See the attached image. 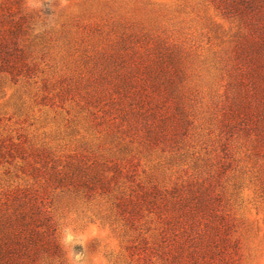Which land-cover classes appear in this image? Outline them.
Listing matches in <instances>:
<instances>
[{"label":"rangeland","instance_id":"1","mask_svg":"<svg viewBox=\"0 0 264 264\" xmlns=\"http://www.w3.org/2000/svg\"><path fill=\"white\" fill-rule=\"evenodd\" d=\"M18 7L27 31L21 43L29 44L33 71L16 78L0 72V139L23 142L60 162L71 155L122 158L125 153L104 136L105 123L95 124L94 108L84 104L93 89L89 82L112 80L104 66L117 56L177 54L191 121L188 134L178 150L131 147L133 182L169 189L216 176L225 164L215 192L237 243V262L264 264V162L252 154L248 137L219 129L241 41L244 67L249 72L263 68L264 9L242 20L210 0H20ZM127 59L115 66L117 74L129 75ZM13 165L0 164V192L32 182ZM49 196L61 264H157L131 255L135 236L150 235L154 220L148 227H131L110 211L105 198L86 200L58 190Z\"/></svg>","mask_w":264,"mask_h":264},{"label":"trees","instance_id":"2","mask_svg":"<svg viewBox=\"0 0 264 264\" xmlns=\"http://www.w3.org/2000/svg\"><path fill=\"white\" fill-rule=\"evenodd\" d=\"M19 1L0 0V72L11 78L33 71L27 62L29 44L21 43L27 31ZM210 1L221 12L242 20L249 12L264 9V0ZM243 43L237 45L233 91L222 107L219 129L228 136L248 137L252 154L264 162V61L260 72H249L244 67ZM135 56L107 61L104 67L112 80L89 82L93 89L83 98L85 106L94 108L95 124L105 123V138L125 153L122 158L71 155L60 162L23 142L0 139V164L14 163L32 180L0 192V264L62 263L49 210L50 192L56 190L86 200L105 198L110 211L131 227L154 220L155 230L135 236L138 241L131 247V255L145 263L154 258L157 264H238L231 224L215 192L225 164L219 165L216 176L207 174L200 182L189 180L169 189L133 182L135 164L127 155L129 149L178 150L191 124L177 54L158 50L146 58ZM125 58L132 63L131 71L117 74L115 66ZM113 91L117 95H111Z\"/></svg>","mask_w":264,"mask_h":264}]
</instances>
